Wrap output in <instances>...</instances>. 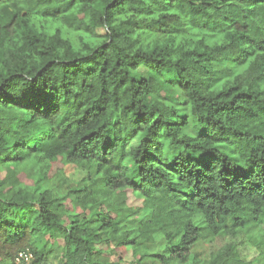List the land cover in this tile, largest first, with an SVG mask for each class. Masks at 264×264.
<instances>
[{
  "label": "trees",
  "instance_id": "16d2710c",
  "mask_svg": "<svg viewBox=\"0 0 264 264\" xmlns=\"http://www.w3.org/2000/svg\"><path fill=\"white\" fill-rule=\"evenodd\" d=\"M262 224L264 0H0V264H264Z\"/></svg>",
  "mask_w": 264,
  "mask_h": 264
},
{
  "label": "rangeland",
  "instance_id": "374dc122",
  "mask_svg": "<svg viewBox=\"0 0 264 264\" xmlns=\"http://www.w3.org/2000/svg\"><path fill=\"white\" fill-rule=\"evenodd\" d=\"M140 72L145 73L146 72V68L144 67H140ZM133 145H135L136 143H132ZM65 174L70 177V178H80L83 175V172L79 169L76 168L74 166H69L66 165L64 168ZM119 193V192H118ZM141 200L137 197H135L131 192H127L126 194V203L128 205H130L131 207H139L140 209H142L141 207ZM76 204V203H75ZM70 207V204H67ZM79 207H77L78 209ZM76 209V210H77ZM142 214L140 212V214L138 215V218H141ZM255 239H259V238H263L264 240V224L259 226V229L253 232ZM227 240H230V238H227ZM237 247V250L240 251L242 258L245 259L246 261H250L253 258H255L258 254V249L256 247V244L253 243L254 239H248L245 235H243V233H240L236 238L232 239ZM159 244V245H158ZM162 244V243H161ZM161 244L159 242H156V246L154 247V249H159L162 248L163 250H165L164 253H167V249H165L164 245L161 246ZM200 247H205L208 246L206 243H199L198 244ZM54 249L51 252V255H49V257L53 258V263H55L56 260H58V258L60 257V254L62 252V249L59 248L58 245H53Z\"/></svg>",
  "mask_w": 264,
  "mask_h": 264
},
{
  "label": "built area",
  "instance_id": "2783aa9c",
  "mask_svg": "<svg viewBox=\"0 0 264 264\" xmlns=\"http://www.w3.org/2000/svg\"><path fill=\"white\" fill-rule=\"evenodd\" d=\"M16 264H39L34 260V255L31 250L24 249L17 253L15 256Z\"/></svg>",
  "mask_w": 264,
  "mask_h": 264
},
{
  "label": "clouds",
  "instance_id": "9594fccd",
  "mask_svg": "<svg viewBox=\"0 0 264 264\" xmlns=\"http://www.w3.org/2000/svg\"><path fill=\"white\" fill-rule=\"evenodd\" d=\"M133 143H137V141H134Z\"/></svg>",
  "mask_w": 264,
  "mask_h": 264
}]
</instances>
